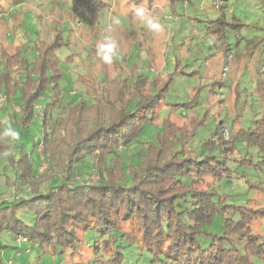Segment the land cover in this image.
<instances>
[{
    "label": "trees",
    "instance_id": "16d2710c",
    "mask_svg": "<svg viewBox=\"0 0 264 264\" xmlns=\"http://www.w3.org/2000/svg\"><path fill=\"white\" fill-rule=\"evenodd\" d=\"M94 2L97 8L104 5ZM224 17L212 23H224ZM42 45L50 56L60 46ZM19 49L10 53L0 47V97L6 98L0 130L8 119L30 132L37 117L46 167L38 170L25 150L17 159V146L0 137V152L12 151L9 157L0 156V264L70 258L75 264L77 254L86 264H254L255 256H264V232L254 229L264 218V207L235 205L217 190L221 182L232 184L229 162L237 140L249 138L241 132L252 128L230 133L228 139L219 128L204 144L205 154L196 155L188 143L200 119L187 129L166 117L162 135L129 161L123 151L158 118L163 92L149 94L155 85L144 82L126 90L116 81L91 85L86 97L65 100L57 67L50 78L46 75V62L55 65L57 59H42L31 71ZM261 121L258 135L252 133L256 137L248 141L264 154V116ZM93 174L99 179L81 181ZM10 185L21 193L4 199ZM219 217L222 232L211 233L208 228ZM33 249L40 253L30 258ZM134 249L140 250V258L129 259Z\"/></svg>",
    "mask_w": 264,
    "mask_h": 264
},
{
    "label": "rangeland",
    "instance_id": "374dc122",
    "mask_svg": "<svg viewBox=\"0 0 264 264\" xmlns=\"http://www.w3.org/2000/svg\"><path fill=\"white\" fill-rule=\"evenodd\" d=\"M99 1L104 5L97 8L94 0H0V47L10 53L20 47L31 71L41 65L42 59L56 58L55 65L53 61L46 62V75L50 78L52 69L57 67L65 100L86 97L91 85L107 86L116 81L128 87L126 90L144 82L155 85L149 94L162 95V91L158 118L123 151L129 161L162 135L166 117L177 127L187 129L200 119L202 124L188 143L190 152L196 155L205 154L204 144L219 128L223 129L225 139L230 138V133L236 135L243 128H252L241 132L249 138L244 143L237 140L235 156L229 162L235 177L232 184L221 182L217 190L235 205L264 207V154L258 151L259 145L248 141L258 135L256 126L264 116V0ZM136 6L144 7L158 19L163 31H149L134 16ZM223 14L224 23H212ZM117 18L120 23H113ZM106 36H112L118 44V55L111 64L96 56V45ZM44 41L60 45L59 50L46 55L40 49ZM34 108L41 111L39 104ZM34 120L30 132L20 131L11 120L6 122L20 133L19 140L12 144L17 146V159L25 150L38 170H42L46 167L41 156L43 127L37 117ZM252 133L256 135L251 136ZM82 177L86 184L99 179L97 174L89 179ZM10 187L2 195L4 199L21 193L18 187ZM221 226L219 217L208 230L221 234ZM123 227L128 229L127 225ZM254 229L264 232V218L254 223ZM125 252L130 254L129 250ZM131 252L129 259L140 258V250ZM39 253L33 249L30 258ZM78 256L74 263L86 264ZM71 261L70 258L45 264H72ZM253 261L264 264V256H255Z\"/></svg>",
    "mask_w": 264,
    "mask_h": 264
},
{
    "label": "clouds",
    "instance_id": "9594fccd",
    "mask_svg": "<svg viewBox=\"0 0 264 264\" xmlns=\"http://www.w3.org/2000/svg\"><path fill=\"white\" fill-rule=\"evenodd\" d=\"M134 16L146 25V28L154 34L163 31V25L158 19L153 17L144 7L136 6ZM113 23L119 24V19H114ZM118 55V44L112 36H106L102 42L96 45V56L105 64H111ZM0 137H3L11 145V143L19 140L20 133L11 125L5 126L0 130ZM12 155L11 147L0 152V156L9 157Z\"/></svg>",
    "mask_w": 264,
    "mask_h": 264
},
{
    "label": "built area",
    "instance_id": "2783aa9c",
    "mask_svg": "<svg viewBox=\"0 0 264 264\" xmlns=\"http://www.w3.org/2000/svg\"><path fill=\"white\" fill-rule=\"evenodd\" d=\"M226 71H227V69H226ZM5 102H6V98L4 96H1L0 97V110L3 109V106H4ZM15 196H17V194Z\"/></svg>",
    "mask_w": 264,
    "mask_h": 264
}]
</instances>
